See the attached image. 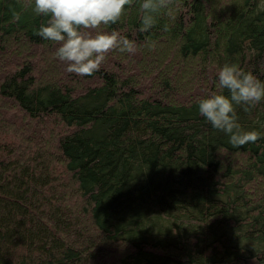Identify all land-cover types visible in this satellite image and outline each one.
Listing matches in <instances>:
<instances>
[{"label":"trees","instance_id":"trees-1","mask_svg":"<svg viewBox=\"0 0 264 264\" xmlns=\"http://www.w3.org/2000/svg\"><path fill=\"white\" fill-rule=\"evenodd\" d=\"M141 14L97 29L136 50L80 75L33 0H0V264H264V101L239 147L198 111L225 62L264 80V0Z\"/></svg>","mask_w":264,"mask_h":264},{"label":"clouds","instance_id":"clouds-1","mask_svg":"<svg viewBox=\"0 0 264 264\" xmlns=\"http://www.w3.org/2000/svg\"><path fill=\"white\" fill-rule=\"evenodd\" d=\"M130 3L132 0H33V12L47 18L35 31L46 40L59 42L54 55L67 62V71L93 74L110 50H136V42L126 34L115 29L97 30L118 22ZM166 6L167 0H139L142 14L138 31L152 29ZM163 27L168 29L167 24ZM214 79L220 91L199 98V113L213 128L226 133L233 146L258 140L262 135L259 130L242 128L237 106L250 111L264 101V80L234 62H225Z\"/></svg>","mask_w":264,"mask_h":264}]
</instances>
